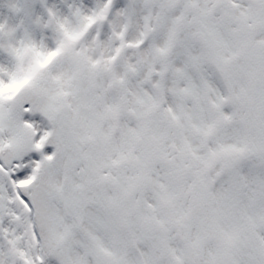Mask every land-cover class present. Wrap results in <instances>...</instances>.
Wrapping results in <instances>:
<instances>
[{"label": "snow or ice", "instance_id": "obj_1", "mask_svg": "<svg viewBox=\"0 0 264 264\" xmlns=\"http://www.w3.org/2000/svg\"><path fill=\"white\" fill-rule=\"evenodd\" d=\"M0 264H264V0H0Z\"/></svg>", "mask_w": 264, "mask_h": 264}]
</instances>
